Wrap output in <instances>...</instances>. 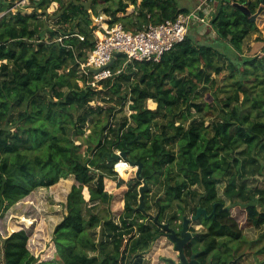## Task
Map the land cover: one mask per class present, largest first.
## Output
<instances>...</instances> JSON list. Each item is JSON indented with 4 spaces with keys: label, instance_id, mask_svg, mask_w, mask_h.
<instances>
[{
    "label": "trees",
    "instance_id": "obj_1",
    "mask_svg": "<svg viewBox=\"0 0 264 264\" xmlns=\"http://www.w3.org/2000/svg\"><path fill=\"white\" fill-rule=\"evenodd\" d=\"M21 1L0 0V208L70 175L78 184L54 229L52 256H36L28 231L18 229L1 238V264H145L164 229L137 210L141 181L118 176L117 160L109 158L116 150L141 160L144 177L166 171L168 202L158 206L162 215L179 203L172 221L196 212L203 192L191 187H206L201 205L210 214L217 203V211L202 219L206 231L187 255L228 264L240 250L232 253L228 244L245 229L232 209L245 210L248 226L264 224V46L261 56H244V41L259 28L235 5L254 14L261 0L205 4L214 7L207 28L236 49L234 58L189 33L160 62L119 56L110 68L120 73L95 83L80 64L95 48L100 24L136 32L195 8L179 0ZM226 71L219 85L216 77ZM124 185L118 224L110 190Z\"/></svg>",
    "mask_w": 264,
    "mask_h": 264
},
{
    "label": "rangeland",
    "instance_id": "obj_2",
    "mask_svg": "<svg viewBox=\"0 0 264 264\" xmlns=\"http://www.w3.org/2000/svg\"><path fill=\"white\" fill-rule=\"evenodd\" d=\"M179 3L182 6H186L189 8H193L196 5L195 0H179ZM210 3L212 5L213 2ZM31 9L32 8L29 7L26 9V11L29 12L31 11ZM256 23L258 28L259 26H264L262 25L264 23V10L257 18ZM259 30L260 29L255 31L244 41L243 48H246L245 52L247 51V53L244 54L245 57H250L258 54V56H261L263 54L264 33H260ZM190 35L193 36L196 41L200 43H207L209 46L211 45L214 50L221 51L230 58H234L237 56L236 49L230 43L225 42L222 39H217L218 35L214 30L210 28H199L198 26L194 25L190 31ZM226 73H228V71L222 73L221 76H218V80L222 81L223 75ZM136 168L137 167H135V170ZM135 172L132 173L131 178H134ZM163 172V169H159V172H157L158 174L156 173L157 181L162 179L164 176L167 177L166 171L164 173ZM70 176L64 178L66 179V183H62L57 186L60 180L63 179L61 178L58 183L49 188H39L35 190L31 193L30 196L19 200L9 209L0 208V241L1 238L12 233L13 230L26 229L30 236L29 248L31 249V251L36 256H40L43 259L52 256L50 247L52 245L54 229L66 213L65 202L67 201V196L72 189V186L74 184H78V181L75 179L74 175H72V179L69 178ZM118 176L122 178L120 173H118ZM156 179H154L153 182H157ZM123 187L127 188V186ZM40 189H43L42 191L44 192H40ZM122 190H124L122 187L118 188L117 190L116 188H112L110 190V192L116 194L111 206L113 211H119L120 206H122L121 203L124 200L125 193ZM232 210L236 218L239 220L240 224H242V227L245 228L246 226H248L245 222V210L240 206H237ZM165 242L166 245L169 243L170 246H172L167 239ZM245 243L249 244V251L250 247L252 246V242L245 237H243L241 240L230 241L228 244V248H230L231 252L233 253L234 251L232 250L245 249ZM159 245L163 246V244H161V239L159 241ZM243 245L244 247H242ZM257 249L260 253H264V243L260 246L257 245L252 248L254 252L258 251ZM225 257L230 258L228 254H226ZM251 262L253 263V261Z\"/></svg>",
    "mask_w": 264,
    "mask_h": 264
},
{
    "label": "built area",
    "instance_id": "obj_3",
    "mask_svg": "<svg viewBox=\"0 0 264 264\" xmlns=\"http://www.w3.org/2000/svg\"><path fill=\"white\" fill-rule=\"evenodd\" d=\"M27 1L23 0L18 4L22 5ZM207 1L205 0L189 13H180L176 18L167 19L159 24H149L147 28L136 32L125 29L121 23L112 26L100 24L95 32V48L89 52L87 60L80 64L81 72L89 74L93 72L92 69L104 67L110 63L116 52H122V55L127 58L126 63L135 61L160 62L166 52L186 39L194 25L198 27L210 26L214 9L208 10L210 9L209 5L205 6ZM200 11L204 15L200 16ZM80 38L84 40L83 36H80ZM59 40L61 41L62 38H59ZM116 58L118 57H115L114 62ZM120 71L118 70L116 73H120ZM116 73L113 72L110 66L104 68L102 71L94 73L92 83L110 78ZM129 105L130 102L126 110L128 116L131 114ZM115 152L121 151L116 150ZM120 165H128L133 168L127 160L120 158L114 164V169L118 173H120L118 170Z\"/></svg>",
    "mask_w": 264,
    "mask_h": 264
},
{
    "label": "water",
    "instance_id": "obj_4",
    "mask_svg": "<svg viewBox=\"0 0 264 264\" xmlns=\"http://www.w3.org/2000/svg\"><path fill=\"white\" fill-rule=\"evenodd\" d=\"M235 5L240 8L245 14L251 16L253 21H256L261 12L264 10V0H261V5L256 13H252L249 7L245 4L235 3ZM122 55V52L114 53L113 59L109 64L105 65L99 69H92L94 73H98L102 71L104 68L111 66L114 63L115 57H119ZM111 159L119 160L123 158L127 160L133 167L136 168L135 178L142 182V184L138 187L139 192V204L137 206V210L141 211L143 214L148 216V218L153 219L154 223L163 228L164 232L158 234L154 240L152 241L151 246H154L156 241L161 237H165L172 245V249L177 253V258L165 257V262L167 264H202V261L199 259V253L194 252L190 256L187 255V245L193 240V238L197 235V232L193 229L195 227L193 224L200 223L202 219H208L212 217L217 211V203L213 205V210L210 214H208V209L201 205V200L205 196L206 187L202 185L203 194L197 200V210L190 216L187 214L182 215L181 219L175 221V225L171 224V220H167L163 222L160 220L161 216V206H159V210L156 214H152L147 210V202L146 195L151 190V182H153V177H144L141 175L144 163L141 160L133 161L129 158L127 151L114 152L110 155ZM151 180V181H150ZM156 183V182H153ZM221 204V203H219ZM222 205V204H221ZM226 209V208H225ZM211 264L213 262L211 261ZM231 264V263H229Z\"/></svg>",
    "mask_w": 264,
    "mask_h": 264
},
{
    "label": "crops",
    "instance_id": "obj_5",
    "mask_svg": "<svg viewBox=\"0 0 264 264\" xmlns=\"http://www.w3.org/2000/svg\"><path fill=\"white\" fill-rule=\"evenodd\" d=\"M195 1H196V3H195L196 5L192 9L196 8L198 5H201L204 2L203 0H195ZM211 6H212L211 4L208 6L210 8L208 10L214 9V7L213 6L211 7ZM262 25H264V23ZM199 28H202V27H199ZM259 29H260V33H264V26L263 27L259 26ZM249 46H250V44H249ZM245 49L246 48L242 49L244 54L247 53V51L245 52ZM217 77H216L217 83L219 85H223L224 80L222 79V81H220V80H218ZM223 78H225V77H223ZM198 115H199L198 113H194L193 118L198 117ZM132 169L133 168H131L129 171L125 172L124 174H120L122 176V178H124L125 180H129L131 178L132 173L135 172ZM72 177L73 176L71 175L69 178L72 179ZM257 177L262 179V177L260 175H258ZM65 181H66V179H64V178L61 179L57 186H59L62 183H66ZM173 183H174V181H173ZM141 184H142V182H141ZM124 186H127V185H124ZM224 186H225V184L223 183L222 186H220V187H222V189H224ZM122 188L124 189L122 191H125L128 188V186H127V188L122 186ZM167 188H168V182H167L165 177L158 180V182H156V183L151 182V190L148 193V196H146V202L149 199L147 202V210L150 213L156 214L158 212V210H159L158 203L159 202H161L162 204H165L168 202L166 195H165ZM191 188L193 190H198V191L202 190L200 185H193ZM43 189H44V187H43ZM43 189H40V192H44V191H42ZM117 189L118 188H116V190ZM121 204H122V206H120L119 211L122 210V208H123V202ZM178 204L179 203L174 201L172 203L171 207H168L164 210V213L161 215L162 216L161 219L163 222H166L167 220H171L170 218L172 217L174 212L177 210ZM119 211H114L115 212L114 221L118 224L121 222ZM116 213H118V214H116ZM185 213L189 216L192 214L189 209L186 210ZM63 217H62V219H63ZM193 226L195 227V229H193V230H195L197 232V234L200 232L206 231V226H204V224L201 222L197 223V224H193ZM243 237H245L249 241H251L252 246L250 247V249L248 251L249 244L245 243V246H246L245 249H247V250L240 249L237 254L232 255V258L230 260L231 264H264V253H260L258 249H257L258 251H256V252H254L252 250L253 247H255L257 245L260 246L264 243V224L261 226H255V227H253V226L245 227ZM160 239H161V244H163V246L159 245ZM160 239L156 241L154 246H151L150 251L146 254L145 264H167L164 260L165 257H171V258H175V259L177 258V253L173 251L172 246H170L169 243L166 245V242H165L166 238L161 237ZM242 247H244V245ZM2 260H3V256H2L1 241H0V264L2 263ZM251 261H253V263Z\"/></svg>",
    "mask_w": 264,
    "mask_h": 264
},
{
    "label": "bare ground",
    "instance_id": "obj_6",
    "mask_svg": "<svg viewBox=\"0 0 264 264\" xmlns=\"http://www.w3.org/2000/svg\"><path fill=\"white\" fill-rule=\"evenodd\" d=\"M132 167L128 166V165H120L118 166V170L120 172V174H124L125 172L129 171Z\"/></svg>",
    "mask_w": 264,
    "mask_h": 264
},
{
    "label": "flooded vegetation",
    "instance_id": "obj_7",
    "mask_svg": "<svg viewBox=\"0 0 264 264\" xmlns=\"http://www.w3.org/2000/svg\"><path fill=\"white\" fill-rule=\"evenodd\" d=\"M148 177H150V176H148ZM160 217H161V216H160ZM161 221H162V220H161ZM171 224L175 225V221H172V220H171Z\"/></svg>",
    "mask_w": 264,
    "mask_h": 264
},
{
    "label": "clouds",
    "instance_id": "obj_8",
    "mask_svg": "<svg viewBox=\"0 0 264 264\" xmlns=\"http://www.w3.org/2000/svg\"><path fill=\"white\" fill-rule=\"evenodd\" d=\"M133 168H135V167H133ZM132 170L136 171L135 169H132Z\"/></svg>",
    "mask_w": 264,
    "mask_h": 264
}]
</instances>
